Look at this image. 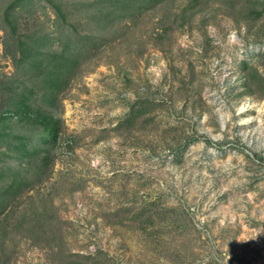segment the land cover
Here are the masks:
<instances>
[{"label":"rangeland","instance_id":"1","mask_svg":"<svg viewBox=\"0 0 264 264\" xmlns=\"http://www.w3.org/2000/svg\"><path fill=\"white\" fill-rule=\"evenodd\" d=\"M3 111L0 264H264V0H0Z\"/></svg>","mask_w":264,"mask_h":264},{"label":"trees","instance_id":"2","mask_svg":"<svg viewBox=\"0 0 264 264\" xmlns=\"http://www.w3.org/2000/svg\"><path fill=\"white\" fill-rule=\"evenodd\" d=\"M24 49L25 48H23V47H21V50L22 51H24ZM50 80V79H49ZM55 78H51V80H50V82L48 83V86H49V88H54V84H56V82H55ZM15 96H17L18 95V93H16L15 92ZM21 96V95H20ZM15 98V97H14ZM11 97L10 96H5V103L7 102L8 104L10 103V104H12L11 102ZM17 104V103H16ZM6 111H3L2 113H0V121H2L3 120V118H1L2 117V115H3V113H5ZM4 121V120H3ZM48 133L50 134V135H53L54 133H55V130L54 129H50L49 131H48ZM53 138H56V136H54ZM22 146L21 147V149L22 148H24V141H22L21 140V138L19 139V142H17V144H16V146L13 148V152H17L18 151V149H17V147L18 146ZM19 150H20V148H19ZM30 152V151H29ZM29 152H27V153H22L21 155H23V156H25V157H28V156H31V155H28L29 154ZM22 156V157H23ZM8 191H9V189H8ZM8 194H9V192H7L6 194H4V195H0V204H2V205H4V207L6 206V201H7V198H8Z\"/></svg>","mask_w":264,"mask_h":264}]
</instances>
